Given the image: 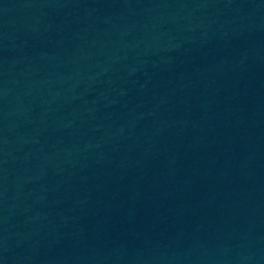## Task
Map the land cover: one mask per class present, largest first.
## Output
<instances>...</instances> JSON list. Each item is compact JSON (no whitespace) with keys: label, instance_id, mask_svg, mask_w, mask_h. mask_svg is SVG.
I'll return each instance as SVG.
<instances>
[{"label":"water","instance_id":"water-1","mask_svg":"<svg viewBox=\"0 0 264 264\" xmlns=\"http://www.w3.org/2000/svg\"><path fill=\"white\" fill-rule=\"evenodd\" d=\"M0 264H264V0H0Z\"/></svg>","mask_w":264,"mask_h":264}]
</instances>
